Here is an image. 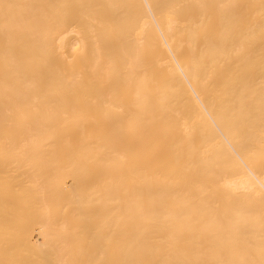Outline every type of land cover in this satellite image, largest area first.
<instances>
[{"label": "bare ground", "instance_id": "6f19581e", "mask_svg": "<svg viewBox=\"0 0 264 264\" xmlns=\"http://www.w3.org/2000/svg\"><path fill=\"white\" fill-rule=\"evenodd\" d=\"M0 264H264V0H0Z\"/></svg>", "mask_w": 264, "mask_h": 264}]
</instances>
